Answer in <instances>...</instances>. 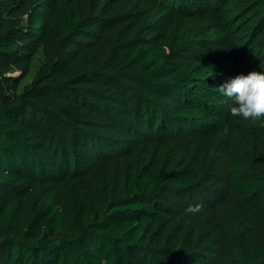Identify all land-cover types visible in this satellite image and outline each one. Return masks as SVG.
I'll list each match as a JSON object with an SVG mask.
<instances>
[{"label":"trees","instance_id":"trees-1","mask_svg":"<svg viewBox=\"0 0 264 264\" xmlns=\"http://www.w3.org/2000/svg\"><path fill=\"white\" fill-rule=\"evenodd\" d=\"M102 4L94 0L86 14L83 0H0V264H126L128 253L156 251L154 258L159 259L163 251L157 245L163 241L154 240L159 216L154 205L121 202L132 199L138 184L158 195L156 186L169 173L129 170L126 183L131 189L121 183L95 184L104 203L91 205L71 174L79 158L91 159L93 135L84 126L101 115L97 122L111 126L109 116L120 107L127 110V81H141L151 94L181 102L190 71L198 68L169 59L157 45L125 41L123 28L130 20L100 17ZM18 15L26 16V38L9 25L8 18ZM167 19L171 25L198 20L174 12ZM218 20L212 34L222 32ZM46 36L57 45L52 72L19 94L20 78L12 73H28L30 62L22 58L29 57L36 39ZM229 166L232 180L243 182L241 203L248 205L264 192V176L253 167L244 168L235 158ZM205 174L204 169L192 171L182 182L192 189ZM45 181L53 182L50 191L39 188ZM258 200L264 211V195ZM60 234L70 238L67 246L57 244ZM238 255L240 264H264L262 248L250 247L248 255Z\"/></svg>","mask_w":264,"mask_h":264},{"label":"rangeland","instance_id":"rangeland-1","mask_svg":"<svg viewBox=\"0 0 264 264\" xmlns=\"http://www.w3.org/2000/svg\"><path fill=\"white\" fill-rule=\"evenodd\" d=\"M93 1L83 0L86 14ZM134 1L103 0L99 16L127 17L125 41L157 45L169 59L191 62L198 70L190 71L181 102L151 94L141 81H127L131 92L125 99L127 110L120 107L109 116L111 126L97 122L102 115L84 126L93 135L91 159L79 158L80 165L71 177L91 205L102 202L95 184L127 185L129 170L169 173L157 184L158 195L138 184L132 187V199L121 202H151L159 212L154 240L163 241L157 243L163 249L159 259L154 258L156 251L136 256L128 253L126 264H152L153 259L154 264H240L239 253L248 255L250 247L264 249V211L258 200L264 192L248 205L241 203L243 182L232 180L229 162L235 158L244 168L253 167L264 176V119L231 116L234 101L222 95L219 87L253 71L264 74V0H137L132 8ZM154 6L164 13L151 9ZM173 12L176 17L198 20L183 19L171 25L167 18ZM200 19L216 25L205 26ZM215 19L222 22V32L212 34V28L218 26ZM8 21L20 30L21 37H27L22 30L26 16ZM36 40L29 57L22 58L30 62L28 73L23 75L18 69L12 73L20 78L19 94L53 69L57 45L48 36ZM88 98L98 102L95 95ZM202 169L206 174L197 186L191 189L182 182L192 171ZM39 188L50 191L53 182H42ZM196 205L200 206L198 212L188 210ZM69 240L60 234L57 244L67 246Z\"/></svg>","mask_w":264,"mask_h":264},{"label":"clouds","instance_id":"clouds-1","mask_svg":"<svg viewBox=\"0 0 264 264\" xmlns=\"http://www.w3.org/2000/svg\"><path fill=\"white\" fill-rule=\"evenodd\" d=\"M222 95L232 99L230 114L244 120L264 119V74L251 72L240 75L219 87ZM190 212H198L200 206H190Z\"/></svg>","mask_w":264,"mask_h":264}]
</instances>
